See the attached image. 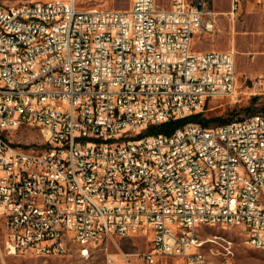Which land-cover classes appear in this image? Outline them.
<instances>
[{"label":"built area","instance_id":"built-area-1","mask_svg":"<svg viewBox=\"0 0 264 264\" xmlns=\"http://www.w3.org/2000/svg\"><path fill=\"white\" fill-rule=\"evenodd\" d=\"M244 1L264 6L231 0V18ZM216 21L212 0L0 4L2 256L89 258L143 236L149 250L107 253L105 264H232L206 262L202 219L264 248V112L141 135L211 99L242 100L236 50L194 46ZM254 85L264 90V74ZM21 127L42 143L25 142Z\"/></svg>","mask_w":264,"mask_h":264},{"label":"rangeland","instance_id":"rangeland-1","mask_svg":"<svg viewBox=\"0 0 264 264\" xmlns=\"http://www.w3.org/2000/svg\"><path fill=\"white\" fill-rule=\"evenodd\" d=\"M31 1L49 0H0V4H21ZM132 0H77L79 6L90 8L106 6L110 8H128ZM161 8H170L172 0H157ZM216 11V30L200 33L195 38L196 49L236 50L237 70L242 89V100L231 102L227 98H214L208 101L203 113L207 117L222 116L233 120L242 119L255 113L264 112V93L245 92V76L264 72V6L254 1H244L242 10L232 20L229 11L231 0H212ZM223 124V123H222ZM219 125L212 121L209 126ZM25 142L39 144L42 137L39 129L21 127ZM199 237L204 240L203 250L211 258H231L232 264H264V248L247 244L245 232L238 226L203 224L197 227ZM6 230L0 221V264H105L107 253L120 258L122 252L134 255L151 248L143 236L119 239V243H110L109 249L99 250L89 258L78 255L77 250L61 256H38L31 252L17 255L1 254ZM138 264L137 259H135ZM158 264H183L176 256H165Z\"/></svg>","mask_w":264,"mask_h":264},{"label":"trees","instance_id":"trees-1","mask_svg":"<svg viewBox=\"0 0 264 264\" xmlns=\"http://www.w3.org/2000/svg\"><path fill=\"white\" fill-rule=\"evenodd\" d=\"M232 119L230 118H225L222 116L218 117H207L205 113L200 112L196 114H192L188 117L181 118V119H175V120H169L167 122H164L162 124H152L150 125L144 132L141 133L143 134H153V133H172L174 130H176L178 127L186 124L187 122L193 121V122H198L201 123L204 126H209L212 121H216L219 124L226 123L231 121Z\"/></svg>","mask_w":264,"mask_h":264},{"label":"crops","instance_id":"crops-1","mask_svg":"<svg viewBox=\"0 0 264 264\" xmlns=\"http://www.w3.org/2000/svg\"><path fill=\"white\" fill-rule=\"evenodd\" d=\"M235 18V17H234ZM232 18V20L234 19ZM235 49V48H234ZM236 67H237V61H236ZM237 73H238V70H237ZM260 74H264V72H260V73H257L255 75H252V76H245V85H246V90L245 92H250V91H257L259 93H264V90L261 89V88H256V86L254 85L253 86V80L255 79V77H257L258 75ZM238 77H239V74H238ZM239 85H240V79H239ZM241 89V87H240ZM242 90V89H241ZM161 259V258H160ZM159 262V260H158ZM138 264H139V261H138ZM158 264V263H157Z\"/></svg>","mask_w":264,"mask_h":264},{"label":"bare ground","instance_id":"bare-ground-1","mask_svg":"<svg viewBox=\"0 0 264 264\" xmlns=\"http://www.w3.org/2000/svg\"><path fill=\"white\" fill-rule=\"evenodd\" d=\"M203 224H215L214 221H212L211 219H202L200 220V225ZM246 242H247V236H246ZM259 248H263V247H259ZM77 253L79 256L83 257V250H77ZM206 262L207 263H215V259L211 258L207 253H206Z\"/></svg>","mask_w":264,"mask_h":264}]
</instances>
